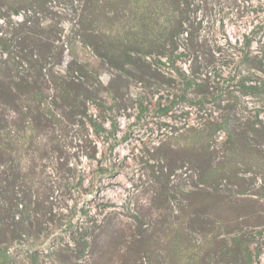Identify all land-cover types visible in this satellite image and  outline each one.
Masks as SVG:
<instances>
[{"label": "rangeland", "instance_id": "1", "mask_svg": "<svg viewBox=\"0 0 264 264\" xmlns=\"http://www.w3.org/2000/svg\"><path fill=\"white\" fill-rule=\"evenodd\" d=\"M0 264H264V0H0Z\"/></svg>", "mask_w": 264, "mask_h": 264}]
</instances>
